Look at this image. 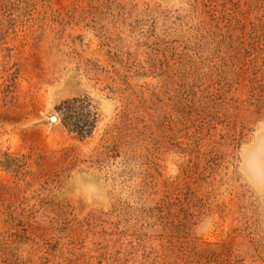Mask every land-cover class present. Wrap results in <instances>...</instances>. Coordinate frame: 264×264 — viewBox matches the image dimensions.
Listing matches in <instances>:
<instances>
[{"label": "rangeland", "instance_id": "obj_1", "mask_svg": "<svg viewBox=\"0 0 264 264\" xmlns=\"http://www.w3.org/2000/svg\"><path fill=\"white\" fill-rule=\"evenodd\" d=\"M0 264H264V0H0Z\"/></svg>", "mask_w": 264, "mask_h": 264}, {"label": "water", "instance_id": "obj_2", "mask_svg": "<svg viewBox=\"0 0 264 264\" xmlns=\"http://www.w3.org/2000/svg\"><path fill=\"white\" fill-rule=\"evenodd\" d=\"M52 119L55 120V117H53Z\"/></svg>", "mask_w": 264, "mask_h": 264}]
</instances>
